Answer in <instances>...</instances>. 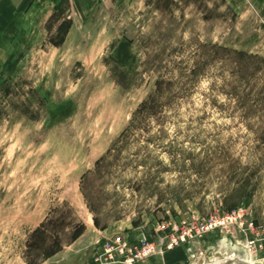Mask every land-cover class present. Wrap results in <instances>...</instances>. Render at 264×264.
Here are the masks:
<instances>
[{
	"label": "rangeland",
	"instance_id": "obj_1",
	"mask_svg": "<svg viewBox=\"0 0 264 264\" xmlns=\"http://www.w3.org/2000/svg\"><path fill=\"white\" fill-rule=\"evenodd\" d=\"M35 14L0 30V264H264V0Z\"/></svg>",
	"mask_w": 264,
	"mask_h": 264
},
{
	"label": "crops",
	"instance_id": "obj_2",
	"mask_svg": "<svg viewBox=\"0 0 264 264\" xmlns=\"http://www.w3.org/2000/svg\"><path fill=\"white\" fill-rule=\"evenodd\" d=\"M66 0H0V30H25L35 17L37 5L60 7Z\"/></svg>",
	"mask_w": 264,
	"mask_h": 264
},
{
	"label": "built area",
	"instance_id": "obj_3",
	"mask_svg": "<svg viewBox=\"0 0 264 264\" xmlns=\"http://www.w3.org/2000/svg\"><path fill=\"white\" fill-rule=\"evenodd\" d=\"M252 225H253V224H252ZM205 229H206V226L203 225V226L201 227V230H202V231H205ZM181 241H182V242L186 241V240H185V237H181ZM179 243H181V242H179L178 239L176 238V239L174 240V242L170 243V247H173L174 245H179ZM122 246H123V245L121 244L119 247H122ZM154 249H155V248H154ZM121 250H122V255H126V256H128L127 253H128L129 255H131V257L128 256L127 258H124V263L132 264V263L135 262L137 259H141V258H142V257L138 256V254L134 255L135 252H134V250L131 249V248H125V246H124V249H121Z\"/></svg>",
	"mask_w": 264,
	"mask_h": 264
},
{
	"label": "trees",
	"instance_id": "obj_4",
	"mask_svg": "<svg viewBox=\"0 0 264 264\" xmlns=\"http://www.w3.org/2000/svg\"><path fill=\"white\" fill-rule=\"evenodd\" d=\"M57 13V12H56Z\"/></svg>",
	"mask_w": 264,
	"mask_h": 264
}]
</instances>
